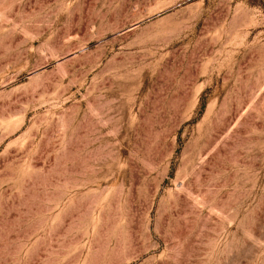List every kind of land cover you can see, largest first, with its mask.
<instances>
[{
  "label": "rangeland",
  "instance_id": "rangeland-1",
  "mask_svg": "<svg viewBox=\"0 0 264 264\" xmlns=\"http://www.w3.org/2000/svg\"><path fill=\"white\" fill-rule=\"evenodd\" d=\"M0 264H264V0H0Z\"/></svg>",
  "mask_w": 264,
  "mask_h": 264
}]
</instances>
